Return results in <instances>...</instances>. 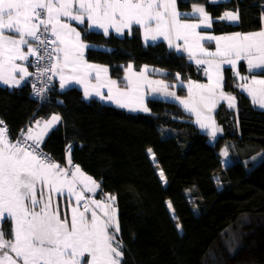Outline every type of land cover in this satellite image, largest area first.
Wrapping results in <instances>:
<instances>
[{"label": "trees", "instance_id": "trees-1", "mask_svg": "<svg viewBox=\"0 0 264 264\" xmlns=\"http://www.w3.org/2000/svg\"><path fill=\"white\" fill-rule=\"evenodd\" d=\"M193 3L210 14L215 34L264 28V0H177L179 10ZM227 9L238 11L237 23L220 19ZM80 30L84 41L106 47L88 48L86 59L105 66L119 84L128 64L161 69L171 82L201 78L165 41L144 45L138 28L122 36ZM223 91L235 100L231 110L224 100L214 112L221 132L213 142L178 102L147 97L149 111L132 112L86 99L77 86L59 90L53 84L39 104L27 82L0 85V120L14 141L32 120L61 117L40 147L59 164L69 150L71 161L99 184L96 195L115 197L121 264H264V110L238 89L230 68L223 71ZM177 92L185 94V86ZM221 148L229 159L225 166Z\"/></svg>", "mask_w": 264, "mask_h": 264}, {"label": "snow or ice", "instance_id": "snow-or-ice-1", "mask_svg": "<svg viewBox=\"0 0 264 264\" xmlns=\"http://www.w3.org/2000/svg\"><path fill=\"white\" fill-rule=\"evenodd\" d=\"M193 12L199 13L200 24L182 22L180 17L187 14L177 11L176 0H0V81L19 86L29 73L16 61L26 60L42 48L49 59L55 55L59 61L62 57L63 63L53 64L50 69L60 75L62 88L74 81L84 85L85 97L94 93L101 99L115 101L120 107L147 112L149 109L143 106L142 97L135 108L123 100L138 89L121 91L115 87L116 81H102L100 73H106L107 68L88 64L84 60V49L90 45L82 42L81 33L72 27L71 22L83 24L87 19L89 28L103 29L105 35L110 27L119 33L123 29L131 30V26L136 24L144 28L146 41L163 37L170 47L175 46L179 50L180 45L174 41L183 40L184 50L189 53L190 59L196 58L197 54L209 57L196 59L198 65H207L205 74L209 84L189 82L188 90L189 100L194 95L193 89L199 90L201 102L210 112L215 106L216 90L222 87L223 64L236 68L238 61L244 60L249 70L260 69L264 74V30L231 36H201L195 30L201 25L210 27L212 20L203 7H194ZM220 19L236 22L239 13L225 12ZM153 24L155 27H152ZM6 31L18 38L6 35ZM191 38L196 41L195 50L190 43ZM205 40L216 42L215 52L200 45L199 42ZM34 43L37 48L32 46ZM23 46L28 48L27 53L22 50ZM68 68L73 75L65 80L62 73ZM147 70L145 66L143 72ZM17 72L20 79L13 75ZM143 72L136 77L138 81L157 85L153 92L175 96L163 81H148ZM236 75L239 76V71ZM90 78H95L97 84H90ZM241 79L244 83L240 87L249 93L254 104L264 108V79L255 76L251 80L248 77ZM131 83L129 80V85ZM105 87L108 89L107 96L100 91ZM42 91L40 89L37 94ZM219 99H227L230 107L235 100L222 91ZM189 100L180 102L196 114L201 128L211 127V134L215 136L218 129L214 127V121L205 122L211 121L210 116L201 119V110ZM60 120L57 115L47 121L38 120L36 127L39 131L31 127L27 132L22 130L20 138L14 142L8 136L4 121L0 120V225L5 219L14 222L12 239H5L0 227V264H121L123 252L120 249L123 244L116 240L119 225L115 209L110 203L85 196V192L94 193L99 184L79 165L72 164L70 152L68 166L61 167L40 148L44 135ZM41 123L43 127H40ZM148 151L151 153V149ZM160 175L163 179L162 171ZM45 188L49 193H66L68 198L74 197L76 207L72 208L70 219L67 214L61 218L59 206L53 205L50 195L45 198ZM105 199L115 201L114 196ZM168 206L171 208L170 202ZM97 210L101 214L98 215ZM110 228L114 229L111 233ZM86 256L90 260H86Z\"/></svg>", "mask_w": 264, "mask_h": 264}, {"label": "crops", "instance_id": "crops-1", "mask_svg": "<svg viewBox=\"0 0 264 264\" xmlns=\"http://www.w3.org/2000/svg\"><path fill=\"white\" fill-rule=\"evenodd\" d=\"M212 1H215V2H216V1H224V0H212ZM194 7H203V8L205 9V7H204L202 4H199V3H193V4L191 5V7H190L189 10H179V8H178V6H177V0H176V9H177V11H179L180 13H186V14H187V15H182V16L180 17V19H181L182 22L200 24L199 13H195V12H193V8H194ZM205 12H206V13L209 15V17L211 18L210 14L206 11V9H205ZM225 12H234V13H235V12H237V10H236V9H227V10H225V11L221 14L220 17H222V16L224 15ZM211 20H212V18H211ZM223 20L226 21V22H230V23H237V22H238V21H236V22H232V21H229V20H227V19H223ZM71 23H72V27H75L76 30L79 31L80 33H81V30H80L81 27H85V28H87V29H89V30H92V31H100V32L104 33L103 29L89 28V23H90V22L87 21V19H85V22H84L83 24H80L79 22H75V21H73V22H71ZM152 27H155V24H153ZM133 28H138V29H139V31H140V35H141V39H142V42H143L144 45L151 44V43H154V42H157V41L162 40V41H165V42L167 43V45L169 46L168 41H167V40H164L163 37H159V38H158L157 40H155V41H153V40H151V39L149 38V39L146 41V40H145L144 28H143L142 26H139V25H136V24H133V25L131 26V30H132ZM131 30H129V29H123L121 32L118 33L114 28H111V27H110V28H109V31H108V34L113 33V34H115V35L122 36V35H124V34H126V33H130ZM261 30H264V28H262V29H260V30H257V31H254V32H259V31H261ZM195 31H196L197 33H199V35H201V36H231V35H233V34H235V33H241V34L252 33V32H240V31H234V32H227V33L215 34V33L212 31V23H211V26H210V27H209V26H205V25H201V26L198 27ZM5 34H6V35H13L14 38H18V37H15V34H14V33H10V32H7V31H6ZM81 40H82L83 43H85V44H87V45H90V47H88V48H103V49L106 48V47H103V46L98 45V44H94V43L86 42V41H84V40L82 39V36H81ZM174 43L180 45V49L178 50L175 46H173V47H170V46H169V48H171L172 50H174V51L177 52V53L184 54V55L188 58V60L193 64V66L195 67V69L199 71V75H200V77H201L200 79H189V80H187V81L177 80L178 83H180V82H184V83H185L184 85H185V88H186V93H185V94H179V98H178V101H177V102H178V103H179V104H180V105H181V106H182L187 112H189L190 114H192L193 119H194V122H195L196 126H197L198 129H199V126H198V124H197V116H196V114H195L194 112H190L187 108H185V106H184L180 101L188 100V99H189V90H188V89H189V82H193L194 84H201V85L209 84L208 76L205 74V68L207 67V65H198V64L196 63V59H209V57H205V56H201V55L197 54L196 58H194V59H190V58H189V53H188L187 51L184 50L185 45H184L183 40L174 41ZM190 43L193 44V47H194V50H195V44H196L195 39H194V38H191V39H190ZM199 43H200V45L203 46V48L207 49V50L210 51V52H215V51H216V42H215V41H208V40H205V41H200ZM34 45H35V43H34L32 46L34 47ZM88 48L84 49V56H83L84 60H86L88 64H93V65H97V66H99V67H101V68H106L105 66L98 65V64L93 63V62H91V61H89V60L86 59V57H85V53H86V50H87ZM22 50H23L25 53L28 52V48H27L26 46H23V47H22ZM16 63L19 64V65H21V66H23V67H25V66L23 65V61H21V60H17ZM57 63H63V59H62V57H61V59H60L59 61H57V58H56V56H55V62H54V64H57ZM129 65H131V64H128V65L126 66V69H129ZM240 66H244V71H245L246 73H250V74L254 75L255 78H257V79H264V76H262V75H258V74H257V72L260 71V69L249 70V69L247 68V62L244 61V60H240V61H238L236 68H233L231 65H228V64H223V65L221 66V75H222L221 85H222V87H221V88H218V89L216 90V92H217V98H216V100H215V106L211 108V110L213 111L212 116H214V118H215L214 112L216 111V109L218 108V106H219L224 100H227V99H219V93H220L221 91L224 93V91H223V71H224L225 68H230V69L232 70V72H235V71H241V70H240ZM25 68H26V67H25ZM26 69H27V68H26ZM144 69H145V66H143L140 70H135V69L132 67V65H131V69L129 70L130 73H128V74H130V76H132L133 78H135L134 76H136V75L138 76L139 74H141L142 71H143ZM147 69H148V70H147L145 73H143V75L147 77V80L150 79L151 77L155 76V75L158 76L159 78L163 79L162 76H163V74H164V71H162L161 69H157V68H153V69H151L150 66H149V68H147ZM154 69L157 70V71H153ZM27 72L29 73V70H28V69H27ZM53 73H54V85L56 86L57 89H59V90H63V89H66L67 87H70V86H77V87H79V88L82 89V91H83V95H84V85H83V84L76 83V82L73 81V82H70V83L66 84V85L62 88V87H61V79H60V75H58L56 71H53ZM29 74H30V73H29ZM13 75L16 76V79H20V73L17 72V73H14ZM62 75L65 77V80H67L71 75H73V73L71 72V69L68 68V69H65V70H64V72L62 73ZM94 76H95V72H93V77H94ZM28 77H29V75L26 76L25 79L21 81L20 85L23 84L24 82H26V80L28 79ZM100 77H101V80H102V81L112 80V79L109 77L108 72H106V73L101 72V73H100ZM214 79H215V76H214ZM163 80H164V79H163ZM165 81H166V80H165ZM89 82H90V84H92V85L97 84V80H96L95 78H90V81H89ZM236 82L238 83V89H239L241 92H243L245 95H247V96L249 97V99H250V101H251V104H252L254 107H256V108H260V109H263V110H264V108H262L260 105H258V104H254V103L252 102V98H251V96L249 95V93H248L245 89H243V88L240 87V85L243 84L244 81H241V82L236 81ZM117 84H118V86H115L116 88H119L121 91H126V86H127L126 81H125L124 84H119L118 82H117ZM135 84H140V85L143 87L144 82L141 80V81L135 82ZM0 85H1V86H7V87H10V88H12V87H17V86H12V85H8V84H4L2 81H0ZM20 85H19V86H20ZM123 87H125V89H124ZM89 90L91 91V88H90ZM100 91H101L105 96H107V94H108V90H107L106 87H105V88H101ZM193 92H194V95H193L192 97H194V98H193V100H192V99L189 100L190 104H195L196 107H198V108H202L204 111H207L208 109L204 108L203 103L201 102L200 95H199V90H197V89H193ZM142 93H144V92H142ZM144 94H145V93H144ZM224 94H225V93H224ZM137 95H140V96L144 99L143 102H144V104H145V99H146L147 97H146L145 95H141V94H139V93H137ZM225 96H227V95L225 94ZM84 97H85V95H84ZM90 97H96L97 99H99V100H100L101 102H103V103H104L105 100H106V99H101L99 96H96L94 93H93V95H91V96H89V97H85V98L87 99V98H90ZM231 97H233V95H232ZM133 99H134V100H133V103H137V104H138L137 97H136V98H133ZM225 102H226V101H225ZM53 115H57V116H59L58 114L53 113L48 119H46V120H44V121L49 120ZM212 116H211V117H212ZM59 117H60V116H59ZM205 117H207V114L205 115ZM201 119H204V117H201ZM215 120H216V118H215ZM36 121H38V120H32V121H31V122H30V123L24 128V129H22V130H23L24 132H27L28 128L31 127V128H33L34 131H39V128L36 127ZM206 121H207V120H206ZM206 121H205V122H206ZM41 122H43V121H41ZM56 124H57V123H56ZM56 124H55V125H56ZM40 127H43V124H42V123H41V126H40ZM215 128L218 129V131H217V135L220 134V132H221V127H220V125L218 124L217 120H216ZM50 129H51V128H50ZM50 129L48 130V132L50 131ZM22 130H21V131H22ZM48 132H47V133H48ZM47 133L44 135V138H45V136L47 135ZM206 133H207V132H206ZM44 138H43V139H44ZM220 151H226V150H225V148H221ZM68 157H69V151L66 153V161H65L66 163H67V161H68ZM227 157H228V156H227ZM228 160H229V159H228ZM58 164H59V163H58ZM82 171H83V170H82ZM83 172H84V171H83ZM84 173H85V172H84ZM85 174H86V173H85ZM86 175H88V174H86ZM88 176H89V175H88ZM98 189H99V188H98ZM98 189H97V193H98ZM45 190H46V188L44 189V191H45ZM95 192H96V191H95ZM95 192L92 193V194H95ZM39 193H40V192L38 191V192H37V195H38V196H40ZM86 193H88V192H86ZM49 195L51 196V199H52L53 205H54V206H57V205L60 206V208H61V209H60L61 218L63 219V218H64V215L67 214V216H68L69 219H70V217H71V212H72V208H73V207H76L74 197L71 198V199H68L67 194L65 193L64 195H59V196L56 197V199H55L53 193H50ZM49 195H48V196H49ZM48 196H46V198H47ZM95 196H96V199H95V200L102 201V202H105V203H110V204L112 205V208H114L115 211H116L115 201H114L113 203H111V201H107V200L105 199L107 196H113V195H109L108 193H100L98 196L95 194ZM62 198H64V199H62ZM61 206H64V207H61ZM80 210L83 211V207H81ZM97 211H98V215L101 214V213L99 212V210H97ZM13 225H14V222H13ZM0 227H1V225H0ZM11 227H12V226H11ZM13 228H14V226L12 227V229H13ZM11 239H12V238H11Z\"/></svg>", "mask_w": 264, "mask_h": 264}, {"label": "rangeland", "instance_id": "rangeland-1", "mask_svg": "<svg viewBox=\"0 0 264 264\" xmlns=\"http://www.w3.org/2000/svg\"><path fill=\"white\" fill-rule=\"evenodd\" d=\"M147 68H149V66H147ZM150 68L151 69H153L154 67H152V66H150ZM158 69V68H157ZM143 72V71H142ZM128 73H130V71H129V69H126L125 70V76H124V82L126 81V84H127V86H126V91H129L130 89H138V90H136V91H132L131 92V95L130 96H128V97H125V98H123V100H124V102H127V103H131L132 105H133V108H135L136 106H137V103H133V98H136L137 97V100L139 101V98L141 97L140 95H137V93H139V94H141V95H145L146 97H156V98H159V99H163V100H168V101H175V102H177L178 101V99L177 98H179V93L177 92V87L179 86V85H183V86H185L184 84V82H180V83H178V82H171V81H165V80H163V79H161V78H159L158 76H153V77H151L150 79H148V81H163L164 82V84H166V85H168L169 87H168V91L169 92H174L175 93V96H168V95H165L163 92H153L152 91V89L153 88H155V87H157V85H155V84H148V83H144L143 84V87L140 85V84H135V82H138V80L136 79V77H137V75L136 76H134L135 78H133L132 76H130V74H128ZM143 73H145V72H143ZM112 80H114V79H112ZM129 80H131L132 81V83H131V85H129ZM115 81V80H114ZM116 86H118V84L116 83ZM124 89H125V87H123ZM108 90V89H107ZM113 91L115 92V88L113 89ZM142 92H144V93H142ZM108 95V94H107ZM193 98L194 97H192L191 99L193 100ZM189 100V99H188ZM143 101H144V99H143ZM228 102V101H227ZM226 102V103H227ZM104 103H107V104H112V105H116V106H118L116 103H115V101H112V100H105V102ZM143 106H146L145 104H144V102H143ZM118 107H120V106H118ZM121 108H124V109H126V110H128V111H132V112H145V111H143V110H132V108H128V107H121ZM200 110H201V117H204L205 118V115L207 114V117L208 116H212V114H213V111L211 110L210 112L207 110V111H204L202 108H199ZM206 121V120H205ZM212 121H214V127H215V124H216V120H215V118H214V116H212L211 117V121H206V123H211ZM197 124H198V126H199V131H202V132H207L210 136H209V138H210V140H211V142H213L214 141V139H215V137L217 136V132H216V135L215 136H213L212 134H211V127H209V128H201L200 127V124L197 122ZM149 154H150V157H151V159L153 160V162H155V160H154V157H153V154L152 153H150L149 152ZM221 154H222V162H223V165L225 166L227 163H228V157H227V155H225V151H221ZM158 173H159V176H160V178H161V175H160V173H161V171L160 170H158ZM161 180H162V182L163 183H165V180H164V177H163V179L161 178ZM45 192V198H46V196H48L50 193L48 192V189L46 188V190L44 191ZM99 192V191H98ZM102 193V192H101ZM40 194V193H39ZM54 194V197H55V199H56V197H58L59 196V194H56V193H53ZM95 194H97V190H96V192H95ZM100 194V193H99ZM109 195H111V194H109ZM37 198L39 199L40 198V196H38L37 195ZM96 198V197H95ZM62 199H64V198H62ZM68 199H70V198H68ZM111 203H113V202H111ZM169 205V201H167V206ZM61 207H64V206H61ZM168 208H169V206H168ZM61 208H60V206H59V210H60ZM39 209L37 208V211H38ZM169 210H170V213H171V215L174 217V213H173V210H172V208H169ZM89 215V217H90V213L88 214ZM115 217H116V222H118V220H117V207H116V211H115ZM5 221H7V223L10 225V227L12 226H14L13 225V221L12 220H8V219H5L4 220V222ZM3 222V224L1 225V227L3 228V226H4V223ZM119 225V224H118ZM178 225L179 224H177V228L179 229V230H181V228H180V225H179V227H178ZM12 227H11V231H12ZM112 231H114V229H112V228H110L109 229V232L111 233ZM116 235V240L117 241H120L119 240V237H118V232L115 234ZM12 238V237H11ZM10 238V239H11ZM5 239H8L7 238V236L5 235ZM122 252H123V255H124V248L122 247L121 249H120ZM85 259L86 260H90V257H85ZM122 259H123V257H122ZM121 259V260H122Z\"/></svg>", "mask_w": 264, "mask_h": 264}, {"label": "built area", "instance_id": "built-area-1", "mask_svg": "<svg viewBox=\"0 0 264 264\" xmlns=\"http://www.w3.org/2000/svg\"><path fill=\"white\" fill-rule=\"evenodd\" d=\"M34 48H37V44L34 45ZM54 60H55V55H53L51 59H49L47 56H45L44 50L42 48L38 49V51L35 54L29 55L26 60H23V65L29 70L30 73L28 79L26 80L27 84L29 85V96L35 99L39 104L47 101V99L49 98V89L54 84L53 81L54 74L53 71L50 70L51 65L54 64ZM236 72L237 71L234 72V78L238 82L243 81L241 77H248L249 80H251L252 77L254 76L250 73H246L242 71H239V76H238L236 75ZM40 89H43L44 91L37 94ZM226 106L228 107L229 110H231L233 108V102L231 107L229 106V101L226 103ZM20 135H21V131L19 132L17 139L20 138ZM68 151L69 150H67V152ZM72 164L77 165L75 162H72ZM59 165L61 167H67L68 163L65 162ZM85 196L86 198L96 199L95 194L92 193L85 192Z\"/></svg>", "mask_w": 264, "mask_h": 264}]
</instances>
